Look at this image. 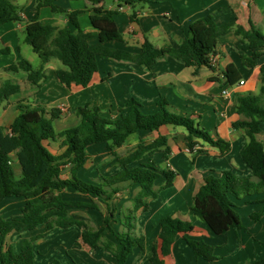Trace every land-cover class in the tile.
Here are the masks:
<instances>
[{
  "label": "trees",
  "instance_id": "obj_1",
  "mask_svg": "<svg viewBox=\"0 0 264 264\" xmlns=\"http://www.w3.org/2000/svg\"><path fill=\"white\" fill-rule=\"evenodd\" d=\"M57 0H34L37 15L26 29V42L39 56L43 64L58 59L62 67L55 74L61 84L86 88L98 72V57L117 61H128L146 69L166 58H174L185 66L197 70L207 67L215 71L212 57L217 54L219 39L233 32L241 42L248 46L251 56L242 54V63L247 68H255L258 60L264 56V32L252 21L244 28L235 22L218 25L211 15H207L190 25V36L179 47L164 46L158 48L148 39L141 45L139 53L114 49L107 43L123 41L114 19L108 15H92L91 23L96 32L86 33L80 27L77 17L81 11L67 12L55 4ZM100 2L103 0H87ZM121 5L134 7L136 4H148L152 0H119ZM49 7L54 14L64 15L76 29L46 25L38 18L41 8ZM136 12L131 14L135 21ZM20 9L12 0H0V27L9 22H21ZM97 36V42L91 38ZM0 53L9 54L10 49H0ZM11 73L25 72L27 81L34 87H42L47 79L44 67L34 69L30 61L21 59L5 68ZM225 84L236 86L241 76L234 64L224 71ZM260 93L264 96V64L260 67ZM21 90L19 84L11 80L0 86V106ZM237 113L244 119L232 124L242 129L249 142L241 150V158L253 172L254 179L240 178L232 171H223L219 176L210 175L194 196L191 212L206 223L215 235H223L231 229H243L241 219L235 210L232 197L239 199L246 193L264 190V144L256 136L261 132L264 121V105L256 96H239L236 102ZM18 116L9 128L0 124V203L9 198H19L24 205L21 215L7 219L0 214V264H36L35 243L56 228L68 230L78 227L79 239L91 250L111 254L119 264H126L136 248L145 249V238L136 234L139 211L149 210V199H156L161 190L173 185L175 172L159 168L152 163L151 157L162 153L168 161L172 153L168 137L159 135L153 142H140L129 156L118 158L117 150L139 131H159L164 126L183 127L187 131L186 146L193 162L201 155H208L206 145L219 151V157L226 156L231 150V142L213 135L201 127L192 115H183L170 110L165 98L158 101V110L146 114L142 105L131 98L124 107L105 116L98 106L87 104L78 107L76 115L80 123L73 128L57 132L54 121L60 118L59 109L47 112L42 107H29L18 104ZM62 140L64 152L54 154L50 150V141ZM104 144L111 156L117 158L113 168L123 169L109 176H102L97 182H88L79 178L80 171L88 163L90 155L87 149L93 145ZM17 155L22 173L18 177L13 166V155ZM149 159L148 163L142 162ZM163 178L164 183L157 188L156 182ZM139 188L130 199V206H122L119 212L123 230L115 231L111 220L116 219L117 208L111 210L110 202L118 195L127 192L130 187ZM89 196L102 201L107 206L108 215L105 226L95 228L90 223L77 219L70 214L71 208L100 210L97 202L66 199L64 194ZM260 214L253 215L258 219ZM46 226L43 233L25 239L19 252L7 242L13 232L22 227L29 231ZM108 229L114 240L104 237ZM193 225L175 216H167L160 221V245L152 247L148 264H166L163 257L171 254V246L179 233H190ZM187 245L196 258L209 264H218L213 246L202 240L186 238ZM49 264H63L54 259ZM264 264V259L250 263Z\"/></svg>",
  "mask_w": 264,
  "mask_h": 264
},
{
  "label": "crops",
  "instance_id": "obj_2",
  "mask_svg": "<svg viewBox=\"0 0 264 264\" xmlns=\"http://www.w3.org/2000/svg\"><path fill=\"white\" fill-rule=\"evenodd\" d=\"M12 1L20 9L22 21L9 22L0 27V49H10L9 54L0 53V57L12 56L14 53L18 55L10 62L0 60V86L3 82L11 80L19 84L21 90L0 106V124L2 126L10 127L19 114L17 106L20 103L32 108L42 107L47 112L52 109H59L61 115L57 120H61L72 115L69 107L70 99L75 94L85 91L87 104L100 107L105 116H109V111L115 112L118 108L124 107L131 98L142 105L144 113H155L158 110V101L165 98L172 112L192 115L201 127L213 135L231 142V150L226 156L219 157L217 149L206 145L209 154L201 155L193 162L186 146L187 131L183 127L169 125L162 127L159 131H139L117 150L118 158H125L135 151L140 142L151 143L159 135L167 136L168 145L172 150L169 160L165 161L162 153H156L151 159L154 165L176 174L171 187L161 190L156 199L148 200L149 210L138 212L136 234L145 238V249L136 248L126 264H148L152 254V249L149 252V247L150 245L153 247L155 244L160 245V221L167 216H175L190 222L193 225V231L187 234L179 233L175 237L171 246V254L163 257L166 264H209L206 260L195 257L192 249L186 243V238L202 240L213 246L218 264H250L263 260L264 190L246 193L239 199L231 198L237 206L239 205V209L243 210V218L240 215L239 217L244 228L231 229L223 235H215L206 223L191 212L190 208L195 194L204 183L205 178L210 175L219 176L223 171H232L240 178L255 180L252 170L245 165L241 158V150L249 142V139L244 130L235 129L232 124L244 119L237 113L236 102L239 96H256L264 105V96L260 93V67L264 64V56L258 60L255 68L245 67L241 55L251 56V52L248 46L231 32L219 39L217 54L213 62L215 71L207 67L197 70L185 66L171 57L160 60L150 69L128 61L98 57V72L94 75L92 83L86 88L75 85L67 88L59 82L55 74L56 70L62 67L59 60L57 62V59H52L43 64L39 58L38 67H34L32 64L34 59L23 55L21 46L22 43H27V25L37 15L35 2L34 0ZM55 4L69 13L81 11L77 20L86 33L94 34L96 32L90 19L92 15L112 17L123 35V41L110 42L107 43V46L131 53H139L145 39H148L158 48L164 46L179 47L184 40L189 38L190 25L207 15H211L218 25L235 22L248 29L250 27L249 22L252 21L257 28L264 30V0H152L148 4H136L134 7L121 5L119 0L100 2L57 0ZM133 12H136L135 21L131 20ZM38 18L46 25L67 26L71 31H76L64 15L54 14L49 7L41 8L38 12ZM97 40L95 35L91 38L94 43ZM37 57L39 56L37 55ZM23 58L30 61L34 69L44 67L47 79L43 82L42 87L32 86L27 81L25 72L11 73L5 71L7 66ZM230 64L237 67L241 76L240 82H245L243 85H239L240 82L234 87L225 84L224 71ZM224 91L228 94L223 95ZM77 119L79 124L80 119L78 117ZM256 138L264 144V121L261 123V132ZM59 141L47 143L54 154L64 152L63 150L62 153H59L53 149L54 144ZM126 147H130L129 153L121 155L120 151ZM87 151L90 157L79 176H82L81 173L89 165H98V155L95 152H100L102 158L110 157V165L117 160L111 156L104 144L90 146ZM99 156L101 157V155ZM12 158L15 173L20 177L22 170L17 155L14 154ZM179 160H181L184 168L179 165ZM142 162L148 163L149 159ZM116 168H120L118 171L123 169L122 167ZM94 172L98 173V168ZM111 174L99 173L97 178H92V180L84 178L88 182H97L100 177ZM163 183L164 179H159L156 182L157 188H160ZM132 188L137 189L136 193H131ZM138 190L137 186H132L127 192L118 194L110 202L111 210L117 208L116 219H112L110 223L115 231L123 230L119 212L127 202H124L126 199L123 200L122 198H127V201H130ZM80 196L85 198L73 200L97 202L100 210L79 208L87 211L91 219L75 218L84 220L97 229L104 227V220L108 215L106 204L89 196ZM23 205V201L19 198L6 199L0 203V214L7 219L17 218L21 215ZM260 213L261 216L258 219L253 218V215ZM45 228L46 226H41L34 231H29L22 227L19 232L10 234L7 242L15 252H19L25 239L43 233ZM73 228L79 229L78 227ZM56 229L35 243L36 264H49L54 259L63 264L69 263L67 258H65L66 262L62 259L61 241L59 238L56 240L54 236H51ZM106 231L108 229H105L104 237L114 240L109 231L110 236L105 234ZM79 236L78 240H80ZM49 237L51 239L47 241ZM104 256L111 258L110 264H119L109 253L105 252ZM74 259L71 258L72 264H93L92 260L76 256Z\"/></svg>",
  "mask_w": 264,
  "mask_h": 264
},
{
  "label": "rangeland",
  "instance_id": "obj_3",
  "mask_svg": "<svg viewBox=\"0 0 264 264\" xmlns=\"http://www.w3.org/2000/svg\"><path fill=\"white\" fill-rule=\"evenodd\" d=\"M264 31V30H263ZM20 38L22 39V36L20 35ZM23 41V39H22ZM1 46V44H0ZM22 53L25 57L30 58V59H34L32 62L34 67H38L39 63H40V59L39 57H37V55L34 53V51L32 50L31 46L28 45L27 43H22ZM17 53L12 54V56H4V57H0L1 61H5V62H10L13 61L15 59V57L17 56ZM57 62L58 59H57ZM70 103V109H71V113L72 115L67 116L62 118L61 120H55L54 121V129L57 132L66 130V129H70L73 127H76L78 125V119L75 115V112L77 110L78 107H82L87 105V93L85 91H81L80 93L75 94L69 101ZM74 113V114H73ZM61 140L57 143L54 144L53 149L56 150L59 153L63 152V148L61 145ZM130 151V147H126V149H123L122 151H120L121 155H126L128 154ZM100 152H95L96 155H98V165H89L81 174L82 176H79L82 180L88 179V180H92V178L96 179L99 173H103V174H111V173H115L116 171H118L120 168H113V164L110 165L109 163V158H102V154H99ZM101 155V157L99 156ZM104 156V154H103ZM179 165H181L183 168L184 166L181 164V160H179ZM162 167V164H160ZM98 168V173H95V169ZM85 177V178H84ZM137 189H131V193L134 194L136 193ZM64 197L66 199H84L85 197H82L80 195L75 194L72 191H67L64 194ZM123 200L126 199L124 202H127L125 204V206H130V201H127V198H122ZM234 203V202H233ZM235 210L237 212L238 215H240L243 218V210L239 209V205L237 206L235 203ZM104 207V206H103ZM70 214L74 217H85L87 219H91L90 216L88 215L87 211H84V209H78V208H71L70 209ZM80 233V230L77 228H72L70 230H60V229H56L55 232L52 233V237L54 236L55 239L57 240L59 238V240L62 243V259L64 260V262H66L65 258H67V260L69 261V263L66 264H72V260L71 258L74 259V256L78 257V258H83L86 260H92L93 264H110V259L111 258H107L106 256H104L105 252L104 251H94L89 249L88 247H86L82 241L78 240V234ZM54 234V235H53ZM107 236H110L108 231H106L105 233ZM50 236V237H51ZM47 241H50V238ZM46 241V242H47ZM50 245V244H49ZM152 246L150 245L149 247V252H151ZM66 250V251H65ZM67 252V255H66ZM111 256V254H110ZM75 260V259H74Z\"/></svg>",
  "mask_w": 264,
  "mask_h": 264
},
{
  "label": "built area",
  "instance_id": "obj_4",
  "mask_svg": "<svg viewBox=\"0 0 264 264\" xmlns=\"http://www.w3.org/2000/svg\"><path fill=\"white\" fill-rule=\"evenodd\" d=\"M212 61L214 62L215 61V56L212 57ZM245 82L244 81H241L239 85H243ZM228 93L226 91L223 92V95H227Z\"/></svg>",
  "mask_w": 264,
  "mask_h": 264
}]
</instances>
